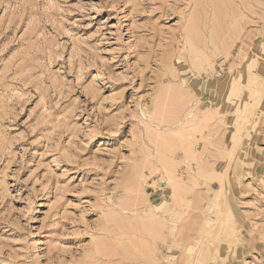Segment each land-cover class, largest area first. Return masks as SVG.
Returning <instances> with one entry per match:
<instances>
[{"label": "rangeland", "instance_id": "obj_1", "mask_svg": "<svg viewBox=\"0 0 264 264\" xmlns=\"http://www.w3.org/2000/svg\"><path fill=\"white\" fill-rule=\"evenodd\" d=\"M0 264H264V0H0Z\"/></svg>", "mask_w": 264, "mask_h": 264}, {"label": "bare ground", "instance_id": "obj_2", "mask_svg": "<svg viewBox=\"0 0 264 264\" xmlns=\"http://www.w3.org/2000/svg\"><path fill=\"white\" fill-rule=\"evenodd\" d=\"M213 39V38H212ZM215 40V39H214ZM190 44V49L191 48H195V45H194V39H193V31H192V28H190L189 29V31H188V34H187V39H186V44ZM191 51V50H190ZM193 51L194 52H196L195 54H197V55H199L198 53H197V49H193ZM184 119H186L185 120V122H182V124L179 126V128H178V125L175 123V124H172V125H169L168 126V129L170 130V131H174L176 128V132L177 131H179V132H183V131H185V129H188L190 126H193V124L194 123H196V119H197V117H196V115H194L193 114V112H192V110L190 111H188L186 114H185V116L183 117ZM202 119V118H201ZM181 120H182V118H181ZM199 120V119H198ZM245 126L247 127V128H251L252 127V125H251V123H246L245 124ZM164 156H165V154L163 155V158H164ZM157 156L155 155V158H156ZM162 158V159H163ZM189 158V157H188ZM156 159H158L159 160V158H156ZM157 161V160H156ZM161 161V160H160ZM165 161L166 160H164V162L162 163V164H155L156 166H157V168H160L161 170H162V172H163V174H162V176H164V178H166V180H167V183L172 187V189H173V200H174V203H176V205L177 204H180V206H183V203L185 202V200H186V198L183 196V193H182V190L184 189H182V185H183V183L178 179V176H176V174H175V172H174V170H173V168H171V164L169 163V162H167L166 161V163H165ZM185 161V160H184ZM158 162V161H157ZM154 163V162H153ZM153 166V165H152ZM153 168H154V166H153ZM204 171V170H203ZM203 173V175H204V172H202ZM201 172H200V174H202ZM194 176V175H193ZM195 177V176H194ZM205 177V176H204ZM188 183V182H187ZM185 184H186V182H185ZM185 184L183 185V186H185ZM189 184V183H188ZM168 185V186H169ZM187 186H189V185H187ZM186 186V187H187ZM188 188V187H187ZM185 190V189H184ZM187 190V189H186ZM173 202V201H172ZM182 204V205H181ZM185 204H186V202H185ZM188 204V203H187ZM190 204V203H189ZM199 204V203H198ZM186 206V205H185ZM144 214V213H143ZM145 214H147V216L148 217H155L156 215V213L154 214L151 210L149 211V210H146V212H145ZM160 227H158V229H159ZM162 228H160L159 229V231L161 230ZM156 231H158V230H156ZM163 231V230H162ZM156 235V239L152 242V247H153V249L155 248V245H156V241L158 240L157 238H159V236H161V231H160V233L158 232L157 234H155ZM162 237V236H161ZM164 237V236H163ZM163 239V238H162Z\"/></svg>", "mask_w": 264, "mask_h": 264}]
</instances>
